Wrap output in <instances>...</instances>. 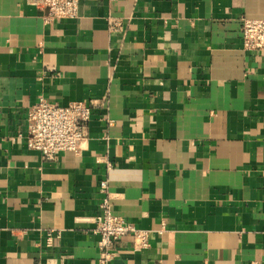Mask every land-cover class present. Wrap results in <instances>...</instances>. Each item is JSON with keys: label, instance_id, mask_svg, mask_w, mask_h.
I'll list each match as a JSON object with an SVG mask.
<instances>
[{"label": "crops", "instance_id": "1", "mask_svg": "<svg viewBox=\"0 0 264 264\" xmlns=\"http://www.w3.org/2000/svg\"><path fill=\"white\" fill-rule=\"evenodd\" d=\"M39 3L0 0V264H98L104 181L150 231L113 264H264V51L241 32L264 0H82L49 27ZM43 96L94 106L80 155L28 148Z\"/></svg>", "mask_w": 264, "mask_h": 264}, {"label": "built area", "instance_id": "2", "mask_svg": "<svg viewBox=\"0 0 264 264\" xmlns=\"http://www.w3.org/2000/svg\"><path fill=\"white\" fill-rule=\"evenodd\" d=\"M82 0H40L47 27L58 21L75 20L80 15ZM117 29L120 22L111 21ZM243 47L250 51H264V19L247 18L241 26ZM94 106L86 101L61 104L43 96L28 112V137L30 150L37 151L48 161L61 159L66 153L80 155L82 144L88 140V125ZM109 182L101 184L103 199L100 213L95 219L93 233L98 236V264H113L118 257L116 244L126 236L134 238L136 251L149 248L150 231L123 219L112 210Z\"/></svg>", "mask_w": 264, "mask_h": 264}]
</instances>
